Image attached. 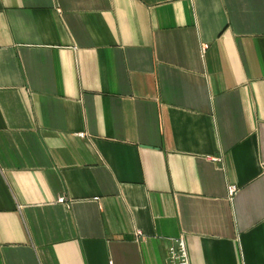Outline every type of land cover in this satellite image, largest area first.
Returning <instances> with one entry per match:
<instances>
[{
  "label": "crops",
  "instance_id": "1",
  "mask_svg": "<svg viewBox=\"0 0 264 264\" xmlns=\"http://www.w3.org/2000/svg\"><path fill=\"white\" fill-rule=\"evenodd\" d=\"M180 236L264 264V0H0V264Z\"/></svg>",
  "mask_w": 264,
  "mask_h": 264
},
{
  "label": "built area",
  "instance_id": "2",
  "mask_svg": "<svg viewBox=\"0 0 264 264\" xmlns=\"http://www.w3.org/2000/svg\"><path fill=\"white\" fill-rule=\"evenodd\" d=\"M80 135H83V133H80ZM227 190L232 195L236 187L234 185H228ZM137 233L140 232L138 231ZM167 252V264H190L187 247L182 236L178 237L174 243L169 245Z\"/></svg>",
  "mask_w": 264,
  "mask_h": 264
}]
</instances>
